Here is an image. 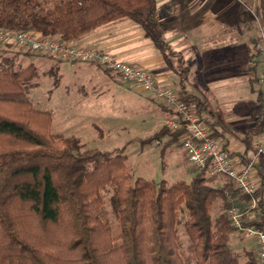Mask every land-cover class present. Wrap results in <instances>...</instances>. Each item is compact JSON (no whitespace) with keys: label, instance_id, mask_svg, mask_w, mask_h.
<instances>
[{"label":"trees","instance_id":"trees-1","mask_svg":"<svg viewBox=\"0 0 264 264\" xmlns=\"http://www.w3.org/2000/svg\"><path fill=\"white\" fill-rule=\"evenodd\" d=\"M126 16L139 22L145 38L163 54L176 59L179 96L211 128L227 155L246 164L255 139L264 132L259 76L254 73L250 81L257 106L246 129V149L232 152L219 123L208 119L209 106L186 84L190 68L167 42L157 0H0V28L59 36L66 42ZM8 47L12 46L0 48V264H260L259 255L257 260L253 254L241 263L231 248V236L239 230L228 210L237 208L244 227L264 232V160L255 174L257 218L251 221L247 213L251 196L224 176V185L214 186L219 175H211L209 168L196 170L191 182L172 186L165 180L134 178L123 149L83 150L78 138L52 133L53 115L21 100L35 88L37 67H17ZM50 72L58 87L60 75ZM166 136L170 138L166 148H176L187 131L165 126L142 145ZM105 193L110 194L118 221L117 235L100 215ZM218 199L226 213L213 221L211 211ZM180 227L190 242V256L182 251Z\"/></svg>","mask_w":264,"mask_h":264},{"label":"rangeland","instance_id":"rangeland-1","mask_svg":"<svg viewBox=\"0 0 264 264\" xmlns=\"http://www.w3.org/2000/svg\"><path fill=\"white\" fill-rule=\"evenodd\" d=\"M51 6L52 4L48 5V7ZM240 8L243 10L242 6ZM130 19L133 18L126 16L124 21H130ZM136 23L132 26L131 32L134 35L133 38L137 40L131 42L130 48L129 46L126 48L127 54L133 58V61H123L151 71L158 85L171 87L178 92L181 76L176 60L170 58L168 65L171 66L172 62L176 65L179 81L174 72L169 71L170 79L168 80L159 74H154L153 68L148 63L152 60L156 62L157 69L163 67V52L150 39H144L138 35L141 33V25L137 21ZM125 28L126 26L123 25L119 30L121 36L124 35L123 37L126 38L129 32ZM20 50L17 47H8L7 54L15 58L17 67L34 64L39 72L38 78L34 81L35 88L28 91L21 100L53 115L52 133L54 135L78 138L83 150L123 149L127 155L128 171L134 178L141 177L155 182L165 180L169 186L179 181L191 182L197 169L190 164L182 146L166 148L165 144L170 139L169 136L148 146L142 145L143 140L151 138L168 126L169 121L177 118V112L174 109L166 106L153 94L137 88L132 83H125L117 74L105 73L93 63L65 60L62 62L58 57L29 55ZM260 63H262L261 60L259 65ZM52 69L61 78L58 88L54 86L56 76L50 72ZM259 69L260 78L262 65ZM242 80L243 78L239 80L240 85ZM200 82L196 78L192 80V90H190L197 94L195 89L203 87L202 90L200 89L203 96L201 99L212 111L208 119L219 123L218 127L220 126L219 129L227 138L232 152L243 153L246 149L244 141L246 129L253 123L251 110L256 107V100L250 93L248 95L246 90H242L243 88L238 89L240 101L237 105L233 104V101H228L226 92L227 96L219 100L215 92L208 90L206 85ZM186 83L188 84L189 80ZM261 87L264 91L263 84ZM259 148H264V132L255 139L254 147L249 151L247 158L253 156ZM238 160L241 162L239 158ZM224 179L218 176L213 185L223 186ZM104 196L105 202L100 215L110 223L114 235H117L118 221L111 207L110 194L105 193ZM233 206L236 207L238 204L234 203ZM224 209L223 200L218 199L211 211L213 221L219 215L226 213ZM247 213L248 221L257 218V213L251 207ZM179 235L184 255L190 256V242L181 227ZM237 253L239 254V250ZM238 256L240 257V254Z\"/></svg>","mask_w":264,"mask_h":264},{"label":"crops","instance_id":"crops-1","mask_svg":"<svg viewBox=\"0 0 264 264\" xmlns=\"http://www.w3.org/2000/svg\"><path fill=\"white\" fill-rule=\"evenodd\" d=\"M157 6L167 42L182 53L190 68L189 83H186L188 88L192 90L191 81L196 78L208 90L215 92L219 100L227 96L226 92L228 101H233L235 105L240 101L238 89L243 88L256 100L257 106L250 81L254 73L259 76L262 65H259L258 51L260 29L264 28V0H157ZM124 18L100 26L74 43L110 52L122 61H133L126 48L137 40L131 32L132 26L137 23L133 19L124 21ZM123 25L129 32L126 38L120 32ZM138 35L146 39L142 27ZM162 57L163 67L159 69L155 67V61L148 63L154 74L168 80L169 71L174 72L179 81L180 72H176V65L173 62L168 65V60L173 57L165 54ZM200 89L203 87L195 89V92L203 97ZM230 244L236 253L239 250L241 263H246L251 254L258 260L256 243L246 239L239 231L232 234Z\"/></svg>","mask_w":264,"mask_h":264},{"label":"built area","instance_id":"built-area-1","mask_svg":"<svg viewBox=\"0 0 264 264\" xmlns=\"http://www.w3.org/2000/svg\"><path fill=\"white\" fill-rule=\"evenodd\" d=\"M0 46H13L65 61L93 63L102 70L117 74L125 83H132L137 88L153 94L177 112V118L169 121L168 126L172 129H186L187 137L183 141L182 149L190 164L199 171L209 168L211 175L229 178L241 192L251 196L250 207L252 209L256 207L255 194L258 185L255 174L257 166L264 160V148H259L246 164H242L237 157L230 158L223 150L221 141L212 136L211 128L199 119L193 108L183 101L173 88L158 85L157 80L147 69L116 59L107 51L66 42L59 36L43 37L31 31H7L0 28ZM259 56L263 67L260 80L264 85L263 28L259 35ZM228 216L234 227L246 239L256 243L259 263L264 264V232L244 227L243 214L237 208L229 209Z\"/></svg>","mask_w":264,"mask_h":264}]
</instances>
